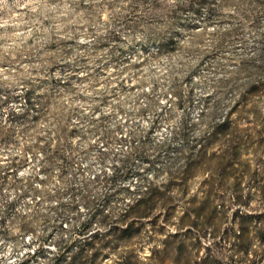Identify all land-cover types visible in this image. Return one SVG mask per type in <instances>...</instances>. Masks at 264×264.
Masks as SVG:
<instances>
[{
  "label": "rangeland",
  "instance_id": "rangeland-1",
  "mask_svg": "<svg viewBox=\"0 0 264 264\" xmlns=\"http://www.w3.org/2000/svg\"><path fill=\"white\" fill-rule=\"evenodd\" d=\"M0 264H264V0H0Z\"/></svg>",
  "mask_w": 264,
  "mask_h": 264
}]
</instances>
